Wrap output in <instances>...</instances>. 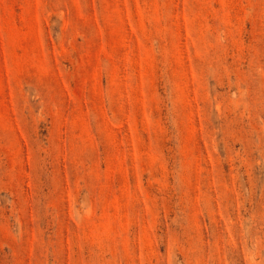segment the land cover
I'll return each mask as SVG.
<instances>
[{
    "label": "rangeland",
    "instance_id": "rangeland-1",
    "mask_svg": "<svg viewBox=\"0 0 264 264\" xmlns=\"http://www.w3.org/2000/svg\"><path fill=\"white\" fill-rule=\"evenodd\" d=\"M0 264H264V0H0Z\"/></svg>",
    "mask_w": 264,
    "mask_h": 264
}]
</instances>
